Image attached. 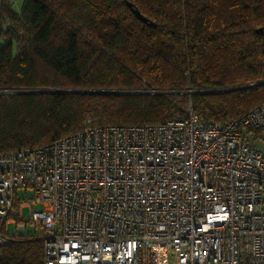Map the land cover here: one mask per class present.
<instances>
[{"label": "trees", "instance_id": "1", "mask_svg": "<svg viewBox=\"0 0 264 264\" xmlns=\"http://www.w3.org/2000/svg\"><path fill=\"white\" fill-rule=\"evenodd\" d=\"M14 3L0 0V153L189 107L226 122L264 103V0ZM54 89L104 92H39ZM6 235L0 264H44L42 232Z\"/></svg>", "mask_w": 264, "mask_h": 264}, {"label": "built area", "instance_id": "2", "mask_svg": "<svg viewBox=\"0 0 264 264\" xmlns=\"http://www.w3.org/2000/svg\"><path fill=\"white\" fill-rule=\"evenodd\" d=\"M257 137L264 103L226 122L189 107L162 125H86L0 153V244L7 223L36 221L44 264H264Z\"/></svg>", "mask_w": 264, "mask_h": 264}, {"label": "rangeland", "instance_id": "3", "mask_svg": "<svg viewBox=\"0 0 264 264\" xmlns=\"http://www.w3.org/2000/svg\"><path fill=\"white\" fill-rule=\"evenodd\" d=\"M22 0H15L14 3V9L16 11L19 10L20 4ZM255 143L258 145V147L262 150H264V140L261 137H257L255 139ZM27 199L31 198L33 193L31 189H27ZM18 197L23 199L24 202H27L26 198H24L25 195V189H19L18 192ZM34 211H39L40 207L39 206H33ZM30 218V208L24 204L21 208V220L26 221ZM25 227L24 232H21L18 230V227ZM42 232L41 226L39 222H20L19 224L15 225L14 223H7L6 228H5V233L12 236V235H33V234H40Z\"/></svg>", "mask_w": 264, "mask_h": 264}, {"label": "water", "instance_id": "4", "mask_svg": "<svg viewBox=\"0 0 264 264\" xmlns=\"http://www.w3.org/2000/svg\"><path fill=\"white\" fill-rule=\"evenodd\" d=\"M128 6L131 7V4L128 3ZM132 8V7H131ZM133 14L136 16V18L144 23L147 22V19L140 14V12L136 8L131 9ZM149 25H152L151 22H149ZM243 87H248V86H243ZM243 87H238V88H243ZM39 92H46V93H93V92H104V91H92V90H59V89H54V90H39ZM191 92V91H190ZM3 93V91H0V94ZM5 93V92H4Z\"/></svg>", "mask_w": 264, "mask_h": 264}]
</instances>
